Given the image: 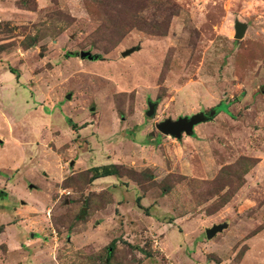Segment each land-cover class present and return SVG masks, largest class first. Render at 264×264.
<instances>
[{
	"label": "rangeland",
	"instance_id": "obj_1",
	"mask_svg": "<svg viewBox=\"0 0 264 264\" xmlns=\"http://www.w3.org/2000/svg\"><path fill=\"white\" fill-rule=\"evenodd\" d=\"M0 151V264H264V0H0Z\"/></svg>",
	"mask_w": 264,
	"mask_h": 264
},
{
	"label": "crops",
	"instance_id": "obj_2",
	"mask_svg": "<svg viewBox=\"0 0 264 264\" xmlns=\"http://www.w3.org/2000/svg\"><path fill=\"white\" fill-rule=\"evenodd\" d=\"M70 124H72V125H75L74 123H72V122H70ZM69 127H70V129L71 130H73L72 129V127H71V125H68ZM76 127V126H75ZM42 132V131H41ZM42 134V133H41ZM0 152H2V151H0ZM31 154H33V153H31ZM19 156H20V158H21V161H22V169L23 168H25V169H29L28 171H30V170H32V171H34L35 173H37L38 175H40V173L41 174H50V175H54V173H55V164H54V159H53V157H51V156H49L47 153H42V155H40L37 151H36V155H35V160H33L32 158H33V156L30 158V160H29V162H28V156L27 155H24V153L22 154V153H19ZM41 157H43L44 159L43 160H39ZM73 163H76V161H70L69 162V167H71L72 165H73ZM14 166H17V167H19L17 164H15ZM13 166V167H14ZM27 167V168H26ZM52 167V168H51ZM12 168V167H11ZM92 168H94V167H92ZM51 169H52V171H51ZM88 169H91V167L90 168H88ZM6 170H9V169H1L0 168V178H3V175H2V172L3 171H6ZM45 172V173H44ZM18 174V176H16V177H18V179L19 180H21L22 182H23V179H22V174L20 173V172H18L17 173ZM25 177V176H24ZM109 177H111V176H107V177H102V178H97V179H105V178H109ZM26 178V177H25ZM4 179V181L5 182H9V179L8 180H6V178H3ZM97 179H95V180H97ZM64 181V179H59V181H56V187H57V190H58V193H59V196L61 195V190L62 189H64V188H62L61 189V183ZM4 182V183H5ZM28 188L29 189H31L32 188V186L31 185H29L28 186ZM19 190H20V188H19ZM64 190H66V189H64ZM64 190H62V192L64 191ZM32 191V194L35 192V189H33V190H31ZM20 193L18 194V198H28V199H32V197H31V193H28L27 191H24V190H22V191H19ZM45 197H47L48 198V195H47V193H45V195H44V199H45ZM2 201L5 199L4 197H1L0 198ZM34 199V198H33ZM35 201V200H34ZM56 201V200H55ZM4 202V201H3ZM46 202V199L45 200H43V203H45ZM20 203V202H19ZM3 205V203H0V206H2ZM45 205V204H44ZM38 206H37V202L34 204V206L32 207L33 209H40V208H43L44 206H42V207H39V208H37ZM47 218H48V211H47V216H46ZM21 221H17L16 222V226H20L21 225ZM13 225H10L9 226V228H11ZM9 228H7L6 226H3V227H0V242H2L4 245H5V248H6V251L8 252L9 251V243H10V241L9 240H7L8 241V244H7V241H6V239H7V237L5 236L6 234H5V232L6 231H8L9 230ZM52 231V230H51ZM21 232H23V231H20V234H21ZM53 232V231H52ZM21 235H23V234H21ZM78 236V237H77ZM76 237L79 239V240H86L87 238H86V232L85 231H83V232H81V233H79L78 235H75L74 236V239H76ZM12 238H14V237H12ZM86 238V239H85ZM30 241V243H28V244H33V242H34V240H28V242ZM25 242H27V241H25ZM35 243V242H34ZM28 246V248L30 249V250H26L25 252H26V254L27 255H29V256H27V257H29V259L32 261V263L33 262H36L35 264H53L52 262H51V255H52V253H46L45 251H38V249L37 248H33V245H27ZM30 246V247H29Z\"/></svg>",
	"mask_w": 264,
	"mask_h": 264
},
{
	"label": "water",
	"instance_id": "obj_3",
	"mask_svg": "<svg viewBox=\"0 0 264 264\" xmlns=\"http://www.w3.org/2000/svg\"><path fill=\"white\" fill-rule=\"evenodd\" d=\"M244 32V26L235 23L233 38L238 40L241 39ZM133 50L124 51L121 56L124 57L128 55ZM80 60L91 61L95 56L91 55L88 51H80L78 54ZM147 111L145 112L146 117H150L155 108V103L147 102ZM206 121V118L196 114L191 117H178L175 120L165 119L164 121L155 125L156 131L163 136H169L175 140L181 139V136H190L192 134V129L194 126L203 123ZM227 225L225 223L213 224L209 228L204 229V236L206 240L212 239L216 234L221 233L225 230Z\"/></svg>",
	"mask_w": 264,
	"mask_h": 264
},
{
	"label": "trees",
	"instance_id": "obj_4",
	"mask_svg": "<svg viewBox=\"0 0 264 264\" xmlns=\"http://www.w3.org/2000/svg\"><path fill=\"white\" fill-rule=\"evenodd\" d=\"M10 73H13L10 71ZM71 125L72 129L75 127V125ZM114 165H105V166H99V167H94L89 169V172L91 173L90 175V181H93L97 178H102V177H107V176H115L116 177V172L113 170ZM136 206L138 209H141L140 205L138 204V200H135ZM81 214H84V209H82L79 213L78 216H81Z\"/></svg>",
	"mask_w": 264,
	"mask_h": 264
},
{
	"label": "built area",
	"instance_id": "obj_5",
	"mask_svg": "<svg viewBox=\"0 0 264 264\" xmlns=\"http://www.w3.org/2000/svg\"><path fill=\"white\" fill-rule=\"evenodd\" d=\"M51 233H53V232L51 231Z\"/></svg>",
	"mask_w": 264,
	"mask_h": 264
}]
</instances>
